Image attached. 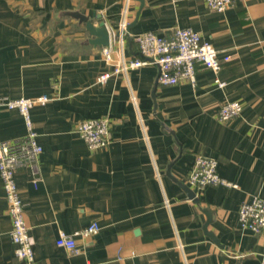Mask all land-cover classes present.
<instances>
[{
	"label": "crops",
	"instance_id": "crops-1",
	"mask_svg": "<svg viewBox=\"0 0 264 264\" xmlns=\"http://www.w3.org/2000/svg\"><path fill=\"white\" fill-rule=\"evenodd\" d=\"M232 2L217 13L204 0H0V97L51 98L30 110L42 153L15 172L37 264H260L263 239L240 227L238 210L264 199V0ZM73 12L104 23L114 61L140 56L137 36L176 27L229 59L217 75L196 64L194 84L160 85L156 65L99 84L112 67ZM122 22L130 30L120 46ZM228 101L242 111L220 122ZM100 117L110 140L89 150L75 128ZM25 135L22 116L0 109V139ZM197 155L216 159L236 187L208 186L197 203L189 199L182 185ZM92 221L100 230L76 237V253L56 245L60 232ZM10 227L0 179V264H21Z\"/></svg>",
	"mask_w": 264,
	"mask_h": 264
},
{
	"label": "built area",
	"instance_id": "built-area-1",
	"mask_svg": "<svg viewBox=\"0 0 264 264\" xmlns=\"http://www.w3.org/2000/svg\"><path fill=\"white\" fill-rule=\"evenodd\" d=\"M207 7L217 13H224L232 7V0H204ZM126 23L122 22L119 29V44L122 46V35L125 34ZM139 57L114 61L111 45L102 49V56L111 70L104 71L97 77L99 84L127 70L145 65H156L159 69L158 83L163 86L175 85L179 81L195 82V65L199 64L211 70L215 75L221 70V60L228 61L229 57H219L215 47L191 28L176 27L170 35L160 36L154 32H146L135 38ZM214 83L223 88L225 83L216 76ZM51 98L40 95L34 98L19 97L10 99L0 97V109L16 110L23 118L26 135L22 139L8 142L0 139V179L2 182L7 212L10 218V238L14 244V256L21 264H37L28 228L24 222L23 203L15 181L18 167L32 165L42 153V147L37 141V133L33 128L30 110L35 105H45ZM242 105L238 101H228L220 105L217 119L227 122L240 115ZM89 150L105 148L110 140L109 121L106 117L82 120L75 128ZM216 159L206 155H197L192 168L186 177V184L198 197L208 186L222 185L236 187L234 183L221 177L217 171ZM238 222L242 229L248 230L263 239V251L260 264H264V199L254 196L250 201L240 205ZM100 226L92 221L85 228L72 234L60 232L56 245L76 253L78 251L75 238L84 239L96 235Z\"/></svg>",
	"mask_w": 264,
	"mask_h": 264
},
{
	"label": "water",
	"instance_id": "water-1",
	"mask_svg": "<svg viewBox=\"0 0 264 264\" xmlns=\"http://www.w3.org/2000/svg\"><path fill=\"white\" fill-rule=\"evenodd\" d=\"M71 15L78 19L79 21L83 22L85 24V27L87 31L90 33V35L94 36V39L91 41L95 45L99 46H104L107 47L109 46V40H110V34L107 28L105 27L104 23L99 21L97 24H94L92 20L88 19V17L78 13V12H73ZM130 26L128 25L126 27L125 33L129 32ZM115 36H119V32L115 33ZM182 189L187 195L189 199H191L193 202L197 203L198 202V197L195 196L194 192L186 185H182ZM203 212L207 216V221L204 226V230L206 229L207 225L211 221V214L208 210H203ZM213 241L217 242V239L214 238L212 233L210 232H205Z\"/></svg>",
	"mask_w": 264,
	"mask_h": 264
}]
</instances>
